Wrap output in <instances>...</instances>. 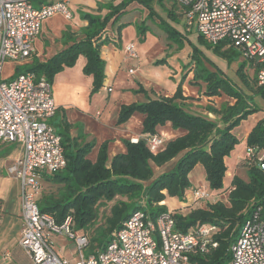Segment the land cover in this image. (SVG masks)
Masks as SVG:
<instances>
[{
  "label": "trees",
  "instance_id": "obj_1",
  "mask_svg": "<svg viewBox=\"0 0 264 264\" xmlns=\"http://www.w3.org/2000/svg\"><path fill=\"white\" fill-rule=\"evenodd\" d=\"M167 1L173 2L121 0L118 6H109L110 12L103 19L86 14L84 19L88 26L84 40L75 43L46 63L35 62L25 71L33 72L39 77L44 76L53 83L57 74L66 68L74 67L78 58L84 56L87 61L84 73L93 77L92 94H95L103 88L105 82V62L101 49L110 42L109 37L103 38L102 33L107 31L110 24L115 26L133 3L148 11V20L156 22L157 13L154 6H165ZM180 15L183 16V13L180 12ZM169 16L173 21H177L179 17L173 11L169 12ZM124 26H118V36ZM158 27L168 35L167 40L170 43L184 45V36L168 22L160 19ZM138 29L141 36L150 31L145 27ZM200 40H204L202 36ZM235 50L229 43H222L214 48L217 54L229 62L240 56ZM196 58V53L193 52L192 61L195 64ZM156 64L168 65L166 59L157 61ZM249 66L251 65L247 61H243L238 75L247 89H255V93L264 98V86L259 87L256 83L257 72L254 70L252 81L247 78L245 69ZM196 67L197 76L210 90L209 95L212 96L214 93L211 90L216 89V92H225L235 100L234 105L224 104L221 110H212L211 113L219 118V122L193 115L183 108L179 103L184 100L181 81L172 97L161 96L146 103L122 107L118 118L119 125L125 124L135 113L144 116L142 136L137 143L125 142V153L109 159L108 142L101 145L95 162L88 158L92 145L78 149L74 155H68L65 151L66 168L51 178L62 185L64 193L60 194L58 200L46 202L41 211L53 216L58 225H62L66 218L70 217L71 230L84 234L89 239L88 256L104 250L114 233L135 211L148 206L149 215L156 219L168 210L165 205H160L168 197L186 201V194L192 187L189 176L199 164L205 170L207 187L212 198L227 194L228 204L208 201L196 208L188 207L185 214L175 213L177 231L187 233L196 230L200 225L216 226L218 229L214 235L218 247L207 255L191 257L189 264H230L231 246L235 243L242 225L252 219L256 212H261L264 216V120L249 130L244 139L246 149H253V160L246 165L248 181L234 176L230 186L225 188L224 181L228 174L226 159L241 142L238 129L257 110L251 97L247 96L243 89L234 88L225 80L205 76V71L200 70L197 64ZM167 123L171 124L173 130H183L185 133L169 141L164 150L154 155L147 147L146 138L148 135L159 133L158 128ZM180 156L171 170L154 178L153 165L162 167ZM104 202L115 204L104 224H98L88 236L87 233L100 219L99 211Z\"/></svg>",
  "mask_w": 264,
  "mask_h": 264
},
{
  "label": "built area",
  "instance_id": "obj_2",
  "mask_svg": "<svg viewBox=\"0 0 264 264\" xmlns=\"http://www.w3.org/2000/svg\"><path fill=\"white\" fill-rule=\"evenodd\" d=\"M173 2L182 10L186 24L196 27L207 43L232 44L257 72V85L264 86V0ZM56 14L72 19L65 1L35 8L32 0H0V144L17 143L22 147V155L9 168L10 174L22 185L25 227L20 246L32 264H189L191 257L209 254L218 247L214 240L217 227L200 225L187 233L177 231L176 212L172 210L156 219L143 210L135 211L104 250L89 256L84 255L89 239L71 230L70 217L58 225L53 216L41 211L38 205L42 193L40 174H57L67 166L62 137L48 122L57 111L52 83L30 71L20 72L7 82L3 71L7 61L18 63L17 71L31 58L43 23ZM125 51L130 58H138L135 44L127 45ZM146 143L156 155L164 150L167 139L157 133L148 135ZM244 159L252 162L253 149H246ZM211 198L207 187L192 191L193 204L205 203ZM50 234H65L73 240L79 259L74 263L62 259L52 249ZM230 264H264L261 212L242 225L231 246Z\"/></svg>",
  "mask_w": 264,
  "mask_h": 264
},
{
  "label": "crops",
  "instance_id": "obj_3",
  "mask_svg": "<svg viewBox=\"0 0 264 264\" xmlns=\"http://www.w3.org/2000/svg\"><path fill=\"white\" fill-rule=\"evenodd\" d=\"M58 1L68 3L72 19L68 20L62 14H56L43 23L41 33L35 42V51L22 65L25 69H29L35 62L46 63L75 43L84 40L88 26V22L84 19V16L88 14L85 13V9H90L92 14L97 16L104 13L102 11L104 8L101 10L99 6L101 0V2L81 0L78 6L74 0H32V4L35 8H40L42 5ZM108 12L106 10L105 15ZM125 25L128 28L120 32L119 36L116 32L118 24L109 26V29L113 27V32L105 31L102 34L103 38L109 37L110 42L101 49L105 62V82L99 92L92 94L93 77L84 73L87 62L84 56L78 58L74 67L64 69L53 80V97L57 111L51 119V124L61 135L68 155H74L78 149L86 145H92L88 158L95 162L104 142H108L109 159H113L117 154L125 153V142L134 143L142 136L144 116L135 113L125 124L119 125L118 118L122 107L146 103L161 96L172 97L182 79L181 64L177 67L172 63L177 55L172 54V51L167 52L170 49L168 43H163L162 40L154 37V32L151 31L141 36L136 15ZM129 44L136 45L138 58L132 59L127 55L125 47ZM163 59L167 60L168 65L156 64ZM131 70L134 72L130 73ZM142 90L145 92H141ZM184 96L194 97L191 94H184ZM190 103H193L192 100L184 102L188 105ZM186 111L205 118L213 115L200 112L201 110L190 106L186 108ZM158 132L166 137L167 143L185 133L183 130H173L170 123L160 126ZM248 132L244 134V139ZM243 142L245 143V140ZM21 155L22 147L20 146L14 161ZM181 156L162 167H156L160 173L155 178L167 172L164 168L175 162L173 168ZM240 159L241 157L238 160ZM153 170L155 172L154 168ZM53 175L55 174H40L39 182L42 192L44 187H55V181H51ZM11 184V180L6 181L3 189L0 190V264H32L31 258L20 246L25 227L22 216V191L17 189L13 191ZM191 195H187L186 199ZM191 201L192 199L181 202L178 198L168 197L162 205H165L168 210L185 214L189 209L188 206L196 208ZM50 241L52 249L62 259L70 263L79 259L75 243L67 235L50 234Z\"/></svg>",
  "mask_w": 264,
  "mask_h": 264
},
{
  "label": "rangeland",
  "instance_id": "obj_4",
  "mask_svg": "<svg viewBox=\"0 0 264 264\" xmlns=\"http://www.w3.org/2000/svg\"><path fill=\"white\" fill-rule=\"evenodd\" d=\"M74 1L75 4L78 6L79 5L78 3L81 0H74ZM101 1H100L101 4H99V6H101V10L104 8L102 10L104 13H102V15H100L99 17H101L102 19L110 12V7H109L110 5L116 7L121 2V0H101ZM164 5L165 6H160L156 4L154 6L157 13V19L156 22H152L147 19L148 11L141 8L137 3H133L126 9V14L121 17V19L118 21L117 24L118 26L125 25L126 22L131 21L132 17L136 15L139 25L138 27L148 28L151 32H154L153 34L154 37L159 38L160 40L163 41V43L164 42L168 43L169 42L167 40L168 35L158 27V24L160 23V19H161L163 21L168 22L176 31L180 32L184 36L185 38L184 45L181 44L177 46L176 44L169 42L167 45L170 44L169 45L170 49L167 50V52L172 51L173 52L172 54L177 55L172 60L173 64H175L177 67H179L181 64L180 68L182 69V74H181L182 94L184 100L180 101L179 103L183 106L185 110L190 106L193 107L194 109L201 110L200 112H208L212 115L211 113L212 110H221L224 104H229V105L235 104V100L228 97L225 92H216V89H212L211 91L214 94L212 96L209 95L210 90H208L207 85L205 84V82H203V80L200 77L197 76L198 68L196 67V64L199 66L200 70L205 71L204 73L205 76L210 75L213 76L215 80H225L232 87L243 89L246 92V95L251 97L252 104L257 111L254 112L251 116H249L248 119L245 120L238 129L239 137H241L240 138L241 142L236 146V148L231 152L229 157H227L226 159L228 174L225 178L224 184H225V188H228L234 176H238L239 178L248 181V167L246 166L248 162L244 159L246 155L245 153L246 145L243 142L244 134L247 133L249 130H252L259 121L264 120V98L260 94H256L254 91L255 89L253 91L247 89L245 84L240 79L238 75V69L245 60H243L242 55L237 49L235 51H237V53L240 56L235 60H233L232 62H229L226 58L217 54L214 51L215 46H212L211 44L207 43L205 40H200V35L196 27H189L186 24V19L184 15L183 16L180 15V12L182 11L177 5L174 6V3L172 1H167L165 2ZM136 7L138 8L136 9ZM85 10H86L85 13H88L89 15H93L90 9L89 10L85 9ZM106 10L109 12L105 15ZM170 11H173L177 15H179L177 21H173L171 19V17L169 16ZM93 16H97V15H93ZM109 26L107 27V31L113 32L114 31V29L112 30L113 27L109 29ZM127 28L128 27L125 25L120 32L122 33ZM116 30H117L116 32H118L117 27ZM193 52L196 53L197 56L196 64L193 63L192 61ZM17 66L18 63H12L11 61H7L3 71V77L6 78L7 82L12 81L20 72L25 71V68L23 66L18 67L16 71L15 69ZM245 72L247 74V78L250 81H252L255 75L254 68L252 66H249L247 69H245ZM184 94H189V95L191 94L194 95V97L186 98ZM186 100H192L193 103H190V105L184 104ZM206 118H208V116ZM208 119L215 122H219V118H217V116H215L214 114L212 116H209ZM48 122L51 124V120ZM19 149H20V145L17 143L0 144V190L3 189L6 181L11 180L12 181L11 189H13V191L16 189L18 191H22L21 182L17 180L13 175H11L9 171V168L13 165L14 158L15 156H17ZM240 157L241 159L238 160ZM174 163L175 162L164 168V171L170 170L174 165ZM198 166H199L198 168L197 166L194 168V170L191 172L189 176V180L191 182L192 187L188 191L186 196L191 195L193 189L195 188L207 187L205 170L202 168V165L199 164ZM153 168L155 169L154 172V178H155L160 172L159 170L156 169L155 165H153ZM63 193L64 191L62 189V185L56 182H55V187H51V188L44 187V191L41 193L38 200V205L40 209H43L46 206L47 203L45 200H53V201L58 200L60 198V194ZM191 199H192V195L190 198H187V201H190ZM219 201L228 204L227 194H223L219 197H214L209 200V202L211 203H216ZM202 203L195 204V207L201 206ZM114 204L115 202H104L102 204L99 211L100 219L97 222L96 226L87 233L88 236L91 234L92 230H95L97 228L98 224L99 225L104 224L105 219L109 216L110 209ZM143 211L150 213L148 206H145ZM187 212L188 211H186L185 213ZM88 252L89 249L87 248L84 251V255L88 256Z\"/></svg>",
  "mask_w": 264,
  "mask_h": 264
}]
</instances>
